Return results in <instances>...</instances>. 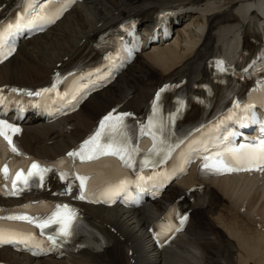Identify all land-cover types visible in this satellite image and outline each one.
<instances>
[{"label": "bare ground", "instance_id": "1", "mask_svg": "<svg viewBox=\"0 0 264 264\" xmlns=\"http://www.w3.org/2000/svg\"><path fill=\"white\" fill-rule=\"evenodd\" d=\"M5 0H0V4ZM163 9L184 12L191 19L177 27L167 45L152 46L107 89L93 94L73 119L74 132L46 145L45 138L59 124L28 125L21 142L30 152L45 158L63 153L108 107L133 94L125 109H141L160 83L193 77L219 46L226 53L244 41L261 37L264 31V0H89L74 7L55 27L23 43L14 57L0 67V86H35L47 80L63 58L77 55L81 61L95 35L129 15L146 19ZM261 29V31H260ZM91 33L90 35H88ZM85 40L83 51L78 43ZM234 45H238L235 46ZM232 49V52H233ZM231 52V53H232ZM235 51L234 57H241ZM230 55L228 56V58ZM12 82V83H11ZM50 140V139H49ZM264 179L238 176L210 179L208 198L195 209L196 221L173 249L161 254L149 243L145 224L175 195L193 183L192 175L173 185L154 207L131 211L120 207L92 208L114 231L111 248L105 252H82L75 259L32 261L7 249L0 261L14 264H264Z\"/></svg>", "mask_w": 264, "mask_h": 264}, {"label": "snow or ice", "instance_id": "2", "mask_svg": "<svg viewBox=\"0 0 264 264\" xmlns=\"http://www.w3.org/2000/svg\"><path fill=\"white\" fill-rule=\"evenodd\" d=\"M40 19H45V17L41 16ZM49 22H54L53 19H50ZM2 27V26H0ZM21 28V23L19 21L16 22L15 25H8L7 29H5L4 32H0V42H2L3 37L5 34H11L12 30H19ZM14 51V49H11L10 51H8L6 54L3 55V59H7L8 56H10L12 54V52ZM223 70V69H221ZM55 90V85H53V87L51 89H43L41 92H29L28 95H36V96H41L43 93H47V92H51ZM13 91H15V89H13ZM113 116L111 113H109V115L104 117V121L101 122L100 127L103 129L106 124V121L112 120ZM115 121L117 123L122 124L124 117L123 116H116ZM111 128L115 129L116 125H111ZM9 130L11 132H18L19 129L16 128H12V126L10 124H7L5 121H0V136H2L5 140L8 141L9 145H12V139L11 136L8 134ZM101 133L97 132L94 136L90 137L88 140L84 141V144L81 145V148L79 151L76 152H69L68 156L69 157H73V156H79L81 160H92L94 158H96L97 156H103V155H113V156H119L122 160H125V163H127L129 166H131V154L128 153L127 158L125 156V153L127 152L126 147H122L120 144L116 143L114 141V139L112 140V142L106 143V144H100L99 143V137H100ZM126 144V141H125ZM91 146V147H89ZM242 148L244 146H241ZM257 147L259 149V155L258 157L255 155L257 153ZM12 152H16L17 148L13 145L11 148ZM230 152H235L236 150H229ZM253 153V158H258L261 162H264V139H262L259 143L258 146L253 147L250 150ZM206 161L210 158H205ZM233 159H235V157H233ZM238 162V161H237ZM205 168L209 167V164L206 162L203 165ZM215 167L216 170L218 171H234V170H239L237 168H233L230 166L229 162H226L223 154H221L215 162V165L213 166ZM49 169L44 167L42 168L40 166V164L33 162L31 164V168L27 169V176H25L23 174V171L21 172H16L14 173L17 178L20 179L21 184L22 185H27L28 183V176H39V180L42 182L44 179V174L46 172H48ZM3 172L5 174L8 173V167L4 166L3 167ZM63 178V177H62ZM78 179H80V187L83 189L85 186V178L83 177H77ZM22 190V189H21ZM12 194H17V192L13 191ZM80 199H84V195L81 194V196L79 197ZM57 212L53 213L52 216L48 217L47 220H44L40 223H37V227L40 228H48L51 224H60L61 227L59 229V235L63 236V237H68L71 235V227H72V222L70 217L73 215L71 213V211L68 209V205H57ZM61 209L63 210H67L68 211V217H63L61 216ZM10 219H14V220H27L29 223H33L34 221L31 220L29 217L27 216H16V217H10ZM49 240L52 241L53 244H56V240L49 236ZM14 239L10 238L7 234L5 233H0V243H13Z\"/></svg>", "mask_w": 264, "mask_h": 264}, {"label": "rangeland", "instance_id": "3", "mask_svg": "<svg viewBox=\"0 0 264 264\" xmlns=\"http://www.w3.org/2000/svg\"><path fill=\"white\" fill-rule=\"evenodd\" d=\"M12 83V82H11Z\"/></svg>", "mask_w": 264, "mask_h": 264}]
</instances>
